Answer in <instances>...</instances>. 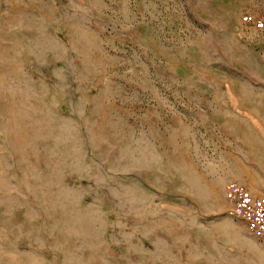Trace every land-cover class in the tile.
Segmentation results:
<instances>
[{"label":"rangeland","instance_id":"rangeland-1","mask_svg":"<svg viewBox=\"0 0 264 264\" xmlns=\"http://www.w3.org/2000/svg\"><path fill=\"white\" fill-rule=\"evenodd\" d=\"M264 0H0V264H264Z\"/></svg>","mask_w":264,"mask_h":264},{"label":"built area","instance_id":"built-area-1","mask_svg":"<svg viewBox=\"0 0 264 264\" xmlns=\"http://www.w3.org/2000/svg\"><path fill=\"white\" fill-rule=\"evenodd\" d=\"M242 20L261 30L264 36V12L245 14ZM224 193L230 213L241 218L251 234L264 240V195L253 193L233 179L226 182Z\"/></svg>","mask_w":264,"mask_h":264}]
</instances>
